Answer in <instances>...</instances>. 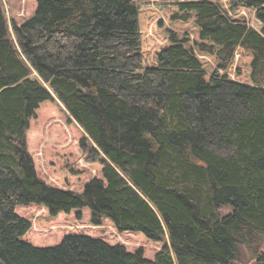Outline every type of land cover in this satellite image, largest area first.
Instances as JSON below:
<instances>
[{
  "label": "trees",
  "instance_id": "16d2710c",
  "mask_svg": "<svg viewBox=\"0 0 264 264\" xmlns=\"http://www.w3.org/2000/svg\"><path fill=\"white\" fill-rule=\"evenodd\" d=\"M104 221L142 242L72 229ZM241 246L264 264V0H0L2 264Z\"/></svg>",
  "mask_w": 264,
  "mask_h": 264
},
{
  "label": "rangeland",
  "instance_id": "374dc122",
  "mask_svg": "<svg viewBox=\"0 0 264 264\" xmlns=\"http://www.w3.org/2000/svg\"><path fill=\"white\" fill-rule=\"evenodd\" d=\"M5 8H6V18L10 24L11 22V18H12V13H13V8L10 6V4L8 2L5 3ZM16 9L17 5H13ZM250 24L252 27H254L255 29L259 30L260 29V23L257 20V18L255 17V15L253 14L251 19H250ZM77 161L72 162L70 164H64L63 166L60 167L58 173L60 175V177H62L63 179L67 178L69 176L70 173H72V169H74V167L76 166ZM41 216V215H40ZM37 221L39 219V217H36ZM40 222L43 223L42 219L39 220ZM86 227L85 228L83 225H75L76 227H73L72 229H81V230H87L93 234H97V235H102L103 237H105L106 239L110 240V241H119L124 243L128 248H135L140 242H142V239L140 236L138 235H134V234H120L118 232H116L114 230V228L112 227V225L108 222V221H104L100 226H89V224L87 222H84ZM81 224V223H80ZM58 226L50 228V230H55L57 229ZM50 234V233H48ZM61 234V232H60ZM144 243V242H143ZM145 244V250L146 252H148L149 254L153 253L156 250V247L159 246H154V245H150L148 243H144ZM254 263V259H253V255L252 253L247 250L244 246H241L239 248V252H238V256L237 258L231 263V264H253ZM0 264H2L1 260H0Z\"/></svg>",
  "mask_w": 264,
  "mask_h": 264
}]
</instances>
